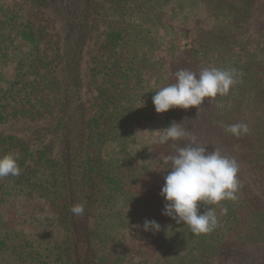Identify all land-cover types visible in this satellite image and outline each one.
Wrapping results in <instances>:
<instances>
[{
    "label": "trees",
    "instance_id": "trees-1",
    "mask_svg": "<svg viewBox=\"0 0 264 264\" xmlns=\"http://www.w3.org/2000/svg\"><path fill=\"white\" fill-rule=\"evenodd\" d=\"M11 1L42 11L60 33L59 63L55 70L58 82L55 89L60 100L57 121L53 127L57 135L54 147H46L43 152L36 151L27 141L0 130V156L18 155L20 169L18 176L0 178V209L19 197L29 203L40 201L47 207V217L48 213L58 212L61 215L66 238L63 243L65 248L52 254L41 244L21 238L13 225L2 219L0 213V264H129L131 251L112 228L116 227L113 223L118 219V226H123V216L114 212L116 209L120 212L126 206L125 202L132 200L135 187H131L137 181L142 183L132 149L134 121L133 115H130L134 104L141 103L142 98L139 97L141 100L135 103L125 100L126 95L122 94L127 92L130 83L126 71L118 67L124 80L118 83L120 87L117 84L116 91L112 90L108 95L107 89L99 86L97 111L88 120L85 115L83 118L84 102L80 92L82 55L89 35L88 22L93 13V0ZM131 1L107 0L114 21L118 22V26H123L111 29L105 35L109 52L107 69L111 72L113 68L108 64L117 63L119 66L127 57L128 48L133 47L135 51L137 46L143 47L149 42L146 38L130 41L128 26L133 9L142 7L135 3L132 5ZM134 1L137 4L139 0ZM156 1L172 2L171 6L176 5L179 9L187 0ZM178 2L183 4L178 5ZM214 4L216 8L232 7V12L240 19L236 18L225 28L204 32L203 39L196 47H186L189 49L187 51L177 48L181 56L187 54L190 62H201L207 68H235L243 75L237 77V83L227 95H218L211 103L205 99L199 114L196 108L172 111L160 127L162 130L173 121L183 123V127L185 124L187 127L197 124L192 131L200 132V136H210L214 143L217 141L221 145H209L208 151L219 148L223 154L237 161L240 187L235 201L225 200L219 205H210L216 209L218 226L209 233L195 235L189 227L177 224L172 219L160 222L164 226L160 232L164 237L161 242L166 253L156 264H264V0H214ZM170 12L178 16L177 10L172 8ZM244 16L248 18L245 22H249V28L261 32L259 43L248 51L237 49L235 44L239 30L237 26H240L238 21H243ZM20 45L38 51V32L16 9L0 0V58L9 57ZM153 76L150 81L156 86ZM175 82V75H170L164 87ZM26 84L18 86L14 82L7 90L0 87V128L11 123L18 124L26 115H33L31 109H25L24 101L28 104L33 101V109L39 110L35 103L42 106L43 102L50 100L53 89L48 87L47 91L39 90L31 81ZM150 84L148 81L147 85ZM126 105L131 109L124 107ZM181 113H187L188 118H180ZM236 123L247 124L248 133L235 137L226 134L221 126ZM181 140L186 141V138ZM175 143H165L168 153L172 150L174 153ZM231 147L243 150L240 158L232 155L229 150ZM95 150L106 153V156L93 160ZM39 173L46 176H39ZM94 180L101 184L97 189L101 198L95 201L90 191L94 188ZM138 185V192L148 190ZM118 203L121 207H117ZM77 204L84 205L83 215L72 213V207ZM99 207L101 216L96 217L94 212ZM221 208H227V214H220ZM198 209L202 213L206 206L201 203ZM241 209L246 213L244 221L240 217ZM157 218L161 219L160 216ZM243 254L244 259H238L237 256Z\"/></svg>",
    "mask_w": 264,
    "mask_h": 264
},
{
    "label": "rangeland",
    "instance_id": "rangeland-1",
    "mask_svg": "<svg viewBox=\"0 0 264 264\" xmlns=\"http://www.w3.org/2000/svg\"><path fill=\"white\" fill-rule=\"evenodd\" d=\"M3 1L8 7L16 9L20 15L33 24L39 35L40 47L38 51H35L20 45L14 49L9 57L0 58V87L7 90L10 84L14 82L21 86L27 81H31L39 90L47 91L48 87L53 90L50 92L49 101L43 102L42 106L40 103H35L39 110L33 109V101H30L29 104L24 101L25 109H31L33 115H26L23 119L24 122L11 123L2 126L0 130L6 134L18 136L27 141L33 150L43 152L46 147H54L57 136L53 127L57 121L60 100V95L55 89L58 87L55 70L59 63L60 33L53 21L42 11L29 8L20 2ZM145 1L147 0H139L137 4L134 0L131 1L132 5L135 3L134 5H141L142 7L141 9H133V17L128 27L130 28V41L134 38H137L136 41H142L146 38L149 41L148 44L143 47L137 46L135 51H133V47L128 48L127 57L122 60L119 66L117 63L115 65L108 64L113 68L112 72L108 70L109 52L105 45V35L111 29L123 26H118V22L114 21L115 18L112 17L107 0H93V13L88 22L89 35L85 41L82 55L83 72L80 92H82L84 102L83 118L85 115V119L88 120L96 113L99 106L97 92L99 86L107 89L106 94L109 95L113 92L112 90L116 91L115 87L118 83L124 81L121 79L123 76L118 72V67H122L126 71L130 83L127 92L122 94V96L126 95L125 100L135 103L142 98L141 103L134 104L130 113L131 116L133 115L132 121H134L131 142L132 149L135 151V164L140 170L141 174L139 175L142 177V183L137 181L136 185L144 186L148 190L138 192L140 188H137L136 185L131 187H135L132 200L126 201V206L120 212L117 209L114 212L116 215L123 216L124 220H121L123 226H118V219L113 223L116 227L112 228L114 232H118L119 238H122L121 241L125 247L127 246L129 252L131 251L129 264H156L161 256L166 253L165 246L161 242L164 238L162 233L145 232L143 223L145 220H155L160 224V222H165L164 220L171 219L162 215L165 200L160 196V193L164 185V176L167 175V169L162 167L161 158L170 155V153L171 155L174 154L177 148L189 143L187 138L186 141H176L173 146L174 153H172L173 150L168 153L165 144L153 143L154 133L151 131L161 130L162 122L171 116L172 111L179 110L174 108L167 113L157 114L152 102V97L155 95L153 92L164 87L167 78L170 75H175L181 69H188L198 74L202 69L207 68L201 62L188 61L187 54L184 53L186 56H181L180 49L187 51L188 48L196 47L198 42L203 39L204 32L225 28L237 18L232 12V7L216 8L214 0H187L184 4L178 2V5L183 4V7L179 9L176 5L172 7V2L167 4L156 0H150L147 3ZM171 7L178 11V16L175 17L171 14ZM158 16L160 18L157 21ZM246 18L243 21H238L240 26H237L239 30L235 44L237 49L248 51L251 46L259 43L261 32L249 28V22H245L248 19ZM239 19L237 18V20ZM138 31L140 32L138 33ZM131 44L128 45L131 46ZM152 74L154 75L152 80H156V86H153V82L150 81ZM156 75L158 76L156 77ZM148 81L151 83L150 86L147 85ZM119 85L117 87H120ZM148 97L150 99H147ZM124 107L131 109L129 105ZM186 115L187 113H181L180 118H188ZM196 127L197 124L192 125V127H187V124L184 125V129L193 135L196 131H192V129ZM199 133L196 132L195 134L198 144L207 146L206 148L209 145L221 147L217 141L214 143L210 136L203 134L200 136ZM229 150L233 156L239 158L243 151L232 147ZM97 151L93 152V160L103 159L106 156V153ZM39 176H46V174L39 173ZM147 177L148 179H146ZM92 185L94 188H91L90 191L91 195L94 194L93 201H95V199L101 198L100 193H97L101 184L94 180ZM117 207H121V204L118 203ZM0 211L2 219L11 223L21 238L41 244V247L51 250L52 254L65 248L63 243L66 235L60 218L61 215L58 212L48 213L49 216L47 217L45 213L47 207L42 202L29 203L19 197L15 202L11 201V203L4 205ZM94 214L96 217L101 216V207ZM157 216H160L161 219L159 220ZM240 217L242 221L245 220L244 209L240 210ZM160 226L161 229L164 228L163 225L160 224ZM52 254L51 259L53 258ZM237 257L240 260L244 259V254Z\"/></svg>",
    "mask_w": 264,
    "mask_h": 264
},
{
    "label": "clouds",
    "instance_id": "clouds-1",
    "mask_svg": "<svg viewBox=\"0 0 264 264\" xmlns=\"http://www.w3.org/2000/svg\"><path fill=\"white\" fill-rule=\"evenodd\" d=\"M242 75L235 68L210 67L202 69L198 74L181 69L175 73V83L155 92L152 97L155 112L163 114L174 108H196L199 114L205 99L211 103L218 95H227L230 88L237 83V77ZM182 124L173 121L162 130L151 131L154 133L155 144L175 142L183 138L189 140L186 146L177 148L174 154L161 158L162 167L167 169L160 193L165 200L162 215L177 224L189 227L195 235L206 234L218 226L216 209L210 205L237 199L240 169L237 161L223 154L219 148L208 151L206 146L198 144L197 137L186 131ZM221 126L226 134L235 137L249 131L245 123ZM17 160L18 155L0 156V178L20 174ZM201 203L206 206L202 213L198 209ZM71 211L75 215H83L84 205L77 204ZM220 214H227V208H221ZM143 229L145 232L158 233L161 226L155 220H145Z\"/></svg>",
    "mask_w": 264,
    "mask_h": 264
}]
</instances>
